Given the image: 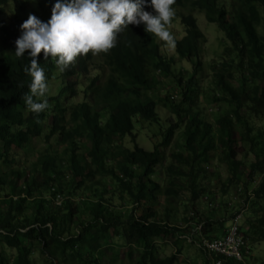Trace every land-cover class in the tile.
I'll return each mask as SVG.
<instances>
[{"label": "trees", "instance_id": "16d2710c", "mask_svg": "<svg viewBox=\"0 0 264 264\" xmlns=\"http://www.w3.org/2000/svg\"><path fill=\"white\" fill-rule=\"evenodd\" d=\"M8 1L0 0V15ZM55 2L39 0L35 16L47 22ZM173 8L203 12L226 38L211 91L198 77L205 37L191 13L178 14L186 31L175 41L176 56L193 65L190 78L173 70L177 61L164 57L163 41L142 24L128 25L113 48L98 53L100 63L89 52L61 71L41 53L37 61L48 86L61 77L64 82L56 96L40 98L49 108L38 115L23 101L30 58L27 52L14 55L20 25L30 13L23 8L24 15L16 17L12 40L0 21V264H36L37 255L43 264H119L125 263L123 255L130 264H256L253 244L264 242V126L256 133L249 119H264V0H175ZM144 10L153 11L147 4ZM99 66L102 75L85 88L81 80L101 71ZM157 91L165 97L150 95ZM82 92L91 93L92 104L66 106ZM200 101L208 105L211 121L195 113ZM160 105L171 109L177 123L149 152L137 144L135 127L159 124ZM179 130L182 147L167 156ZM36 139L48 147L25 172L18 164L27 162ZM57 194L65 196L61 206L54 201ZM198 203L204 205L197 209ZM240 213L243 262L204 251L202 240L223 238L225 223ZM168 238L174 254L160 257L157 240ZM134 254L137 262L130 260Z\"/></svg>", "mask_w": 264, "mask_h": 264}, {"label": "clouds", "instance_id": "9594fccd", "mask_svg": "<svg viewBox=\"0 0 264 264\" xmlns=\"http://www.w3.org/2000/svg\"><path fill=\"white\" fill-rule=\"evenodd\" d=\"M16 1L20 3L21 10L26 9L21 0ZM9 3L10 0L2 8L4 11ZM174 3L175 0H56L47 22L30 14L20 25V34L14 42V55L23 57L27 52L30 58L24 68V72L31 77L29 91L23 96L27 109L38 115L49 108L48 100L40 99L45 96L49 87L44 68L37 61L41 53L46 60L49 56L55 59L58 69L63 71L73 64L77 56L89 52L92 55L107 52L115 46L117 35L123 29L128 25L141 24L145 32L163 41L165 46L174 47V37L168 30L175 16ZM146 4L151 7L152 12L144 10ZM12 13L17 17V14ZM4 23L6 24L5 21ZM170 98L172 101L179 100L172 92ZM60 195L64 202L65 196ZM161 241L157 240V243L160 244Z\"/></svg>", "mask_w": 264, "mask_h": 264}, {"label": "rangeland", "instance_id": "374dc122", "mask_svg": "<svg viewBox=\"0 0 264 264\" xmlns=\"http://www.w3.org/2000/svg\"><path fill=\"white\" fill-rule=\"evenodd\" d=\"M25 5H26V9L27 12H29L32 15H37L38 14V9H37V3L39 0H21ZM229 1V0H228ZM19 2H17L16 0H10V3L8 5V8L6 7L5 11H4V15L0 17V19H3L6 24H7V39L8 40H12L13 37L16 36V34H14L13 36H11L10 31L13 28L14 24H15V18L16 16L12 13L14 12L15 14H17V16H23L24 15V11L21 10V6H19ZM5 8V7H4ZM11 11H9V10ZM37 9V10H36ZM26 13V12H25ZM190 10L189 9H184V8H178L175 9V16L174 18L171 20L169 26H168V30L169 32L173 35L174 37V41L180 40L184 35H185V31L186 28L182 25V20L179 18V15H188L190 14ZM194 18L196 19L197 22V27L199 29V31L204 35L205 37V43L200 45L201 48V53H200V61L201 64L203 66V68L199 71V79H201V86L203 87L204 90H206V92L211 91L212 87L214 86V63H216L219 59L220 56L222 55L223 49L227 44L226 38L224 36V34L220 31V29L215 25V24H210L204 13L200 12L198 10L193 11L191 13ZM21 16V17H22ZM1 35L2 33L0 32V44L2 43V39H1ZM162 54L164 55V57L170 58V57H174V59H176L177 63L176 66L173 68V70L177 73L180 72V70L182 71V77L186 80L188 78H190L192 76L193 72V65L189 62H182L177 60V56H176V48H175V44L174 47H167V46H162L161 48ZM94 58L96 60H98V62L100 63V56L99 54L94 55ZM77 61V59L74 60L73 64H75ZM101 65V64H100ZM98 69H100L101 71H92L88 78H83L81 80V84L85 87L88 88L90 85V80L94 79L96 76L98 75H102L103 73V69L101 68V66L97 67ZM60 76V71H58L55 74V77H59ZM158 78V77H157ZM72 82L76 81V79L73 78V80H71ZM62 82H64V79L61 77L58 80H54L53 82L50 83L49 87L47 88V92L45 95L47 96H56L58 93V87L59 84H62ZM169 82V79H168ZM168 87V86H167ZM169 88V87H168ZM167 88V89H168ZM168 91V90H167ZM151 96L153 95V97L155 98H159L163 99L165 97V93H161L160 92H156L153 94H150ZM93 96L91 95V93H89L88 95L85 94L84 92L79 93L78 96L76 98H74V100H70L66 103L67 107H72L73 105H75L76 103H83V102H88L90 104L93 103ZM208 105H206L205 102L200 101V106H197V108L195 109L196 112L200 115V117L205 118L209 121H211V115H208L206 112L208 110ZM206 108V111H205ZM99 109H102V107H100ZM99 109H97L98 111H100ZM157 112L159 114V117L161 119L159 124H147V123H137L136 124V129H135V134H136V142L137 144L146 149L147 151L151 152L154 149V146L157 143H160L163 141L164 139V131L169 129L172 125L177 123V117L172 113L171 109L160 105L157 108ZM107 114L104 113V116H106ZM250 125L251 127L255 130L256 133H261L262 128L264 126V119H254V118H250L249 119ZM181 133L182 130H179L176 132L175 135V139L172 142V145L169 149L166 150V155L169 156L173 151L177 150V147H179L183 141H181ZM47 133H45L46 135ZM155 137V139L153 138ZM57 139H52L49 144L54 145L55 141ZM48 147V145L42 141V139H36L34 141V150L31 154L28 155V159L27 162L24 163L23 165L20 163L18 164V166L21 165V169L25 172H28L31 168V164L34 162L35 160V156L42 155L45 151V149ZM182 147V146H180ZM245 150L248 149V147L245 146L244 148ZM219 157V156H218ZM239 159H243V156H239ZM249 162L253 161V157L249 156L248 157ZM13 162H15V160H13ZM11 164V161H10ZM9 164V165H10ZM14 169H16V167H13ZM221 176L223 179H226V167L222 166L221 167ZM0 170L3 173V169L0 168ZM164 173V172H163ZM165 177V174H163V178ZM162 178V179H163ZM18 185H22V181H16L15 182V186ZM206 185V183H205ZM240 187H243V185H240ZM92 188V185L89 186V190ZM244 188V187H243ZM77 193H82L81 191H77ZM90 193V192H89ZM235 193V191L233 192ZM80 196V195H79ZM80 197H78L79 199ZM243 200V199H242ZM204 205L203 203H198L197 205V209ZM242 210L245 211V216L248 213V207L244 206V204L241 206ZM164 207L161 208V211H163ZM181 213H183V210H181ZM203 213H205V210L203 211ZM231 216H228V213H226V218L227 219H231ZM182 216L179 218V221H182ZM226 228H229L230 225V221L225 223ZM222 237V234L218 235V238ZM160 241V240H159ZM166 241V242H165ZM162 243H160V257H167V256H171L172 254H174V240L173 239H169L168 240H162ZM253 252H252V261L253 263L256 264H260V262L264 261V242H257L255 244H253ZM6 251L8 253L12 252V253H16V251L13 250H8L6 249ZM125 263L124 262H120L119 264H130V262L125 258ZM192 256H190L189 260L191 262ZM132 260V262H137V255L134 254L133 258L130 259ZM35 263L36 264H43L42 259L37 255L35 257Z\"/></svg>", "mask_w": 264, "mask_h": 264}, {"label": "built area", "instance_id": "2783aa9c", "mask_svg": "<svg viewBox=\"0 0 264 264\" xmlns=\"http://www.w3.org/2000/svg\"><path fill=\"white\" fill-rule=\"evenodd\" d=\"M57 205L63 202V196L58 194L55 198ZM242 218L243 215L237 214L231 221L226 235L221 239H203L201 247L209 255H216L223 259H231L239 263L243 262L242 249L246 242L242 233ZM213 264H225L223 260H215Z\"/></svg>", "mask_w": 264, "mask_h": 264}, {"label": "crops", "instance_id": "0c3cea01", "mask_svg": "<svg viewBox=\"0 0 264 264\" xmlns=\"http://www.w3.org/2000/svg\"><path fill=\"white\" fill-rule=\"evenodd\" d=\"M196 258H197V259H196ZM195 259H196V261H197L198 263H201V261H203L204 258H203V257L200 258V256H199V257H195Z\"/></svg>", "mask_w": 264, "mask_h": 264}]
</instances>
